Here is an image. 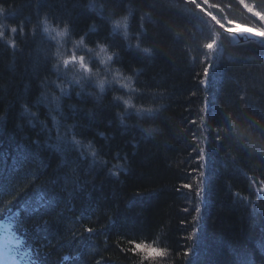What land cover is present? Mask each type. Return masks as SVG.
<instances>
[{"label":"trees","instance_id":"16d2710c","mask_svg":"<svg viewBox=\"0 0 264 264\" xmlns=\"http://www.w3.org/2000/svg\"><path fill=\"white\" fill-rule=\"evenodd\" d=\"M237 26L264 0H0V217L37 264H264V40Z\"/></svg>","mask_w":264,"mask_h":264},{"label":"rangeland","instance_id":"374dc122","mask_svg":"<svg viewBox=\"0 0 264 264\" xmlns=\"http://www.w3.org/2000/svg\"><path fill=\"white\" fill-rule=\"evenodd\" d=\"M241 30H244L248 34L249 37H254L256 39H262V40H264V34H262V33H256L255 31H252L251 29H248V28H245V27L237 26V27L232 28V29L227 30V31L228 32H231V33H229L231 35L233 31H241ZM70 50H72V53H70L68 55H71L72 58H73L70 61L71 62L74 61L73 63H75V64H77L78 62L80 63V61H81L80 59H77V58L75 59V56H77V55H75V53H78V52L75 50V48H73V45H72V48ZM67 53H68V51L66 52V54ZM150 254H152V253H150Z\"/></svg>","mask_w":264,"mask_h":264},{"label":"water","instance_id":"95a60500","mask_svg":"<svg viewBox=\"0 0 264 264\" xmlns=\"http://www.w3.org/2000/svg\"><path fill=\"white\" fill-rule=\"evenodd\" d=\"M232 34L237 38L239 43H242L246 38L245 33L242 31L233 32Z\"/></svg>","mask_w":264,"mask_h":264},{"label":"bare ground","instance_id":"6f19581e","mask_svg":"<svg viewBox=\"0 0 264 264\" xmlns=\"http://www.w3.org/2000/svg\"><path fill=\"white\" fill-rule=\"evenodd\" d=\"M235 42H237L238 43V40L236 39V41Z\"/></svg>","mask_w":264,"mask_h":264}]
</instances>
